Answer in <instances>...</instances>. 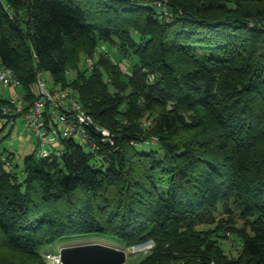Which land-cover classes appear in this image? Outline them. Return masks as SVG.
Wrapping results in <instances>:
<instances>
[{
	"label": "trees",
	"instance_id": "trees-1",
	"mask_svg": "<svg viewBox=\"0 0 264 264\" xmlns=\"http://www.w3.org/2000/svg\"><path fill=\"white\" fill-rule=\"evenodd\" d=\"M166 1L167 14L138 0H6L13 16L0 1V56L23 90L49 71L115 135L100 155L72 137L21 168L0 158V264H49L48 246L84 234L152 241L138 264H264V0ZM100 41L138 61L72 76ZM218 215L229 231L200 227ZM232 234L235 257L218 243Z\"/></svg>",
	"mask_w": 264,
	"mask_h": 264
},
{
	"label": "built area",
	"instance_id": "built-area-1",
	"mask_svg": "<svg viewBox=\"0 0 264 264\" xmlns=\"http://www.w3.org/2000/svg\"><path fill=\"white\" fill-rule=\"evenodd\" d=\"M0 1L10 16H13L11 7L6 0ZM138 1L144 5L159 6L165 14L168 13L166 0ZM0 84L15 90L21 87L20 79L14 70L3 62L1 56ZM0 119L3 120L2 125L10 127L20 119L25 132H31L36 137L37 156L60 155L63 152L62 140L72 137L91 146L96 154L100 150L101 143L115 144L114 133L106 127L96 124L91 114L82 107L78 98L68 88L54 84L49 85L43 77V71H38L36 74L33 96L24 90L15 91L6 96L0 93ZM94 133L97 136H94ZM0 158L7 166H13L7 151L1 146ZM153 245L152 241H148L149 251ZM46 257L50 261L49 264H62L60 253L49 252Z\"/></svg>",
	"mask_w": 264,
	"mask_h": 264
},
{
	"label": "rangeland",
	"instance_id": "rangeland-1",
	"mask_svg": "<svg viewBox=\"0 0 264 264\" xmlns=\"http://www.w3.org/2000/svg\"><path fill=\"white\" fill-rule=\"evenodd\" d=\"M110 57L113 62H118V64L121 66L123 70H125L126 73H129V70H131L132 64L138 61V58L136 56H133L130 58L126 53H123L119 47L118 41L116 42H106V41H100L94 53L92 55H85V58L81 60L79 63V69L78 70H72L71 75L76 76L78 71L82 72L84 70L89 73L93 68H100L102 71H104L103 67L100 65V62L102 60H107L104 58ZM110 59V60H111ZM43 77L49 85H53V77L49 71L43 70ZM123 79L126 80V77L123 76ZM106 80L109 82L111 90H114V82L113 78L111 75H106ZM35 88V85H34ZM70 90V89H69ZM122 94L127 93L130 91L129 87L127 89H124ZM15 91H23V88H17L16 90L11 88V87H5L0 84V93L6 95H9ZM25 91V90H24ZM30 95V94H29ZM32 96V95H30ZM147 117V115L145 116ZM141 121L144 126L146 124H150V120L152 118L147 117ZM3 120L0 119V125H2ZM107 128V127H106ZM108 129V128H107ZM21 124V120L18 119L17 122L10 127L9 125H6L4 130L2 131V135L8 134L7 137L4 138L0 142V146L3 149H6L7 153L11 151L14 155V161L19 165V168H21L24 165L25 161V156L31 153L33 150H35L37 146V140L36 137L33 135V133L28 132L26 133L25 130ZM154 142L156 141L155 138L152 139ZM139 147H144L146 149H149V146L147 145H142ZM86 150H90L89 147H85ZM93 161V160H92ZM226 217L223 215H218L216 218V221L212 223H205L202 224L200 227L205 229L206 231H211V230H216L219 231L220 235H223L225 232L229 231V227L224 228L223 224L221 223L222 220H224ZM229 225V223H227ZM231 226H235L236 229H239L243 226H245V223L243 220H238L236 223H233ZM239 237L237 235H230L228 237L224 236L220 238L219 244L224 248L225 252L231 256L235 257L238 254V240ZM91 242H102L106 243L108 245L114 246V247H119V248H124L120 242L119 239H117L114 236H108V235H77L73 236L70 238H63L62 240L58 241L56 244L48 246L44 252L45 258L50 262L49 259H47L46 254L49 252H54V253H59L60 249L63 246H68V245H74V244H80V243H91ZM146 243L142 244H136L133 246H130L128 248H124L128 255L127 259L124 263L122 264H138V262L145 257L148 253L149 250L147 248ZM152 249V248H151Z\"/></svg>",
	"mask_w": 264,
	"mask_h": 264
},
{
	"label": "water",
	"instance_id": "water-1",
	"mask_svg": "<svg viewBox=\"0 0 264 264\" xmlns=\"http://www.w3.org/2000/svg\"><path fill=\"white\" fill-rule=\"evenodd\" d=\"M59 253L62 264H122L128 255L124 248L102 242L63 246Z\"/></svg>",
	"mask_w": 264,
	"mask_h": 264
}]
</instances>
